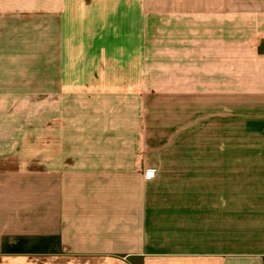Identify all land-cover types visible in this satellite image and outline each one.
I'll use <instances>...</instances> for the list:
<instances>
[{"label": "rangeland", "instance_id": "rangeland-1", "mask_svg": "<svg viewBox=\"0 0 264 264\" xmlns=\"http://www.w3.org/2000/svg\"><path fill=\"white\" fill-rule=\"evenodd\" d=\"M94 1L64 10L61 105L54 97L39 105L33 97L30 122L24 123L32 133V166H37L35 148L43 129L59 130L63 149H78L70 156H97L91 148L127 147L128 156L143 161L148 178L143 189L152 210L148 235L162 253L169 247L214 249L215 239L246 241L259 229L264 202L253 200L262 193L246 185V176L232 173L247 162H263L264 141L250 134L242 119L217 118L215 107L205 105L210 96L193 90L200 0ZM188 85L191 92L183 90ZM150 166L157 168L153 175L146 173ZM37 189L22 187L20 195L31 194V202L20 198L15 203L8 201L14 192L0 186V230L11 225L7 214L23 223L37 220ZM16 229L0 234V242L14 247L9 252L24 253L22 229L27 228L21 223ZM30 258L48 264L46 256ZM78 258L84 256L64 251L54 263L75 264ZM131 258L140 264L139 257Z\"/></svg>", "mask_w": 264, "mask_h": 264}, {"label": "crops", "instance_id": "crops-1", "mask_svg": "<svg viewBox=\"0 0 264 264\" xmlns=\"http://www.w3.org/2000/svg\"><path fill=\"white\" fill-rule=\"evenodd\" d=\"M91 2L95 4L0 0V186L14 192L8 201L15 203L20 198L31 202V194L20 195L22 187H38L39 209L32 223L7 214L11 225L0 234L18 233L14 228L22 223L26 244L24 253L9 252L14 247L1 241L0 264H34L33 255L55 264L64 251L84 256L75 264H137L131 257H139L140 264H264V206L259 229L241 243L215 239L214 249L169 247L164 253L163 247L151 244L152 210L143 189L148 178L141 158L128 156L127 147L91 148L97 156H70L78 149H63L61 132L43 129L35 148L37 166H32V133L29 125L24 128L35 104L32 98L46 106L47 97H54L61 105L64 10ZM197 8L199 69L193 90L210 96L205 105L215 107L217 118L231 123L242 119L245 129L264 141V0H200ZM183 90L191 92V85ZM240 166L232 177L246 176V185L262 193L253 200L264 202V161ZM156 170L150 166L146 173ZM31 224L37 228L29 230ZM152 248L158 251L154 255L147 252Z\"/></svg>", "mask_w": 264, "mask_h": 264}]
</instances>
